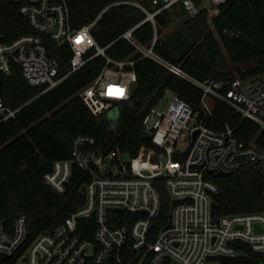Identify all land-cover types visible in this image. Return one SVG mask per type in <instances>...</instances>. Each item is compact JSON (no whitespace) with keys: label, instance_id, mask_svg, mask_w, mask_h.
Here are the masks:
<instances>
[{"label":"built area","instance_id":"built-area-1","mask_svg":"<svg viewBox=\"0 0 264 264\" xmlns=\"http://www.w3.org/2000/svg\"><path fill=\"white\" fill-rule=\"evenodd\" d=\"M16 1L32 32L11 41L0 35V72L10 75L16 65L28 84L43 88L41 94H45L102 57L103 69L79 93L80 98L97 117L114 112L118 118L126 107L136 109L142 121L141 136H152L142 139L152 145L142 144L136 152L123 148L116 126L99 147L93 137H77L71 157L54 162L44 177L47 186L73 201L74 209L60 226L36 234L28 229L23 214L12 227L0 219V258L7 264H212L222 258H239L243 251L238 243L264 257V211L216 215L213 205L219 187L207 178L241 169L264 176V149L255 141H241L236 128L216 127L210 105V101L224 104L264 132V73L230 82L200 79L155 49L159 16L170 13L193 19L204 12L213 30L235 0H122L80 29L73 25L67 0ZM120 5L141 11L145 18L101 47L93 29L105 12ZM147 23L154 29L149 45L134 35ZM119 40L135 50L121 60L107 54ZM53 44L65 45L71 52L65 74L51 52ZM138 56L199 88L201 105L195 107L169 88L161 95L157 91L146 103L133 100ZM153 99L157 102L150 104ZM166 103L167 109L162 108ZM18 111L4 104L0 91L3 121L15 119ZM75 194L82 203L74 199ZM165 203L170 207L166 217L162 215Z\"/></svg>","mask_w":264,"mask_h":264},{"label":"trees","instance_id":"trees-1","mask_svg":"<svg viewBox=\"0 0 264 264\" xmlns=\"http://www.w3.org/2000/svg\"><path fill=\"white\" fill-rule=\"evenodd\" d=\"M67 1L73 25L80 29L92 23L105 8L122 0ZM18 8L16 0H0V35L7 41L32 32ZM171 16L165 13L158 17V35L172 23ZM144 18V14L133 7H112L93 29L94 37L101 47H106ZM134 35L149 45L154 29L147 23ZM155 49L196 78L230 82L259 76L264 73V0H235L224 9L213 30H210L207 13L187 18L176 33L159 39ZM134 51L129 42L119 40L107 54L121 60ZM51 52L60 62L61 74H65L69 69L70 50L65 45L53 44ZM136 59L138 77L131 90L133 100L146 103L157 91L161 95L169 88L195 107L201 105L203 92L199 88L171 75L150 59L139 56ZM104 65L102 57L95 58L45 94H41L43 88L30 86L16 65L10 75L0 72L4 104L19 110L15 119L7 121H3L0 114V219L8 226L12 227L17 216L23 214L28 229L36 234L60 226L69 216L74 209L73 201L65 200L47 186L44 177L52 171L54 162L71 157L77 137H93L99 147L108 141L112 127L116 126L123 148L136 152L142 144L152 145L142 139V121L136 109L126 107L113 121L109 116H95L80 98L79 93L99 75ZM156 102L157 99H153L150 104ZM213 113L216 127L236 128L241 141L246 144L255 141L264 149V132L254 122L243 119L221 103L215 105ZM207 178L219 187L214 199L216 215L264 211V176L241 169L228 177L208 174ZM73 197L82 203L79 195ZM169 210V204L165 203L162 215L166 217ZM237 245L246 257L222 258L218 264H264V257L248 245ZM0 264H7V260L1 257Z\"/></svg>","mask_w":264,"mask_h":264},{"label":"rangeland","instance_id":"rangeland-1","mask_svg":"<svg viewBox=\"0 0 264 264\" xmlns=\"http://www.w3.org/2000/svg\"><path fill=\"white\" fill-rule=\"evenodd\" d=\"M172 17V23L167 27L162 29V34L159 35V39H163L165 36L169 35V34H173L176 33L178 31V29L181 27V25H183V23L187 20V17L181 15V14H173ZM210 105L212 107H215V104L210 101ZM168 107V103H166L165 105H162V108L167 109ZM110 119L115 121L117 119V116L114 114V112H112L110 114ZM212 264H218L217 262H213Z\"/></svg>","mask_w":264,"mask_h":264},{"label":"water","instance_id":"water-1","mask_svg":"<svg viewBox=\"0 0 264 264\" xmlns=\"http://www.w3.org/2000/svg\"><path fill=\"white\" fill-rule=\"evenodd\" d=\"M5 39L4 38H1V41L3 42ZM142 138L143 139H152V136L147 134V133H143L142 134ZM230 174L229 173H225V172H218V173H215V176L217 177H228ZM213 208L216 209L217 208V204L215 203L213 205ZM171 226V222H169V224L167 225V228H169ZM239 257H246V253L244 252H240L239 253Z\"/></svg>","mask_w":264,"mask_h":264}]
</instances>
